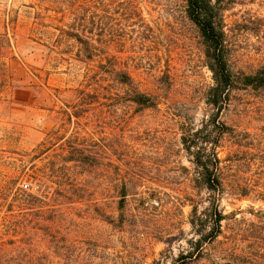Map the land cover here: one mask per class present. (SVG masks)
<instances>
[{"label": "rangeland", "instance_id": "rangeland-1", "mask_svg": "<svg viewBox=\"0 0 264 264\" xmlns=\"http://www.w3.org/2000/svg\"><path fill=\"white\" fill-rule=\"evenodd\" d=\"M220 6L231 72L254 73L264 0ZM212 86L185 0H0V264H175L211 202L182 137ZM218 121L223 234L258 246L264 91L234 90Z\"/></svg>", "mask_w": 264, "mask_h": 264}, {"label": "trees", "instance_id": "trees-1", "mask_svg": "<svg viewBox=\"0 0 264 264\" xmlns=\"http://www.w3.org/2000/svg\"><path fill=\"white\" fill-rule=\"evenodd\" d=\"M222 1L185 0V15L198 31L204 49L205 66L212 74L213 86L207 90L205 101L212 113L201 122V128L190 139L182 137V145L192 157L197 173L196 183L209 193L211 202L203 218L197 216L195 207L192 208L189 225L196 239L187 242L189 250L181 252L175 264H264V232L263 235L259 232L261 247L256 244L244 249L231 246L230 236H225L222 230L221 224L225 218L218 210L223 168L220 167L216 148L219 147L220 140L230 133L229 128L218 127L219 114L227 106L234 90L264 91V66L254 73L241 76L234 75L230 70L229 47L220 24ZM73 37L81 42L78 35ZM115 78L123 85L131 83L130 77L122 72H117ZM130 101L144 108L153 105L150 98L136 92H133ZM219 236H223L226 241L218 243L216 247L222 248L215 250L213 244ZM205 245L212 248L207 256L203 253Z\"/></svg>", "mask_w": 264, "mask_h": 264}, {"label": "built area", "instance_id": "built-area-1", "mask_svg": "<svg viewBox=\"0 0 264 264\" xmlns=\"http://www.w3.org/2000/svg\"><path fill=\"white\" fill-rule=\"evenodd\" d=\"M22 187L23 188H27V184H22Z\"/></svg>", "mask_w": 264, "mask_h": 264}]
</instances>
